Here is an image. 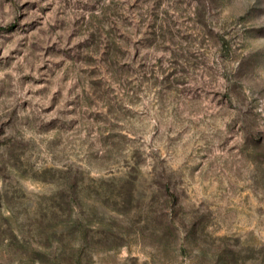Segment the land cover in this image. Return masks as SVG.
<instances>
[{
    "label": "rangeland",
    "instance_id": "obj_1",
    "mask_svg": "<svg viewBox=\"0 0 264 264\" xmlns=\"http://www.w3.org/2000/svg\"><path fill=\"white\" fill-rule=\"evenodd\" d=\"M0 264H264V0H0Z\"/></svg>",
    "mask_w": 264,
    "mask_h": 264
}]
</instances>
